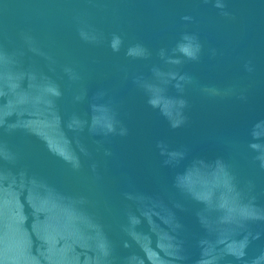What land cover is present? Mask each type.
Segmentation results:
<instances>
[{
  "label": "water",
  "instance_id": "water-1",
  "mask_svg": "<svg viewBox=\"0 0 264 264\" xmlns=\"http://www.w3.org/2000/svg\"><path fill=\"white\" fill-rule=\"evenodd\" d=\"M0 264H264V0H0Z\"/></svg>",
  "mask_w": 264,
  "mask_h": 264
}]
</instances>
